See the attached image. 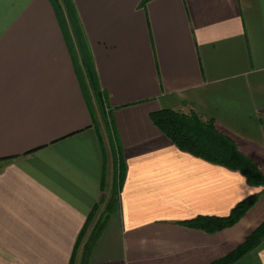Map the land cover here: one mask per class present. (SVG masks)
I'll list each match as a JSON object with an SVG mask.
<instances>
[{"label":"crops","instance_id":"obj_1","mask_svg":"<svg viewBox=\"0 0 264 264\" xmlns=\"http://www.w3.org/2000/svg\"><path fill=\"white\" fill-rule=\"evenodd\" d=\"M141 1L73 0L80 44L53 0H0V264H71L121 161L118 204L88 264H212L264 222L263 186L181 150L151 116L214 119L264 173V0ZM256 194L233 226L188 225ZM234 264H264V239Z\"/></svg>","mask_w":264,"mask_h":264},{"label":"trees","instance_id":"obj_2","mask_svg":"<svg viewBox=\"0 0 264 264\" xmlns=\"http://www.w3.org/2000/svg\"><path fill=\"white\" fill-rule=\"evenodd\" d=\"M56 9L64 14L67 25L70 26L77 36V42L81 44L80 19L75 8L73 0H53ZM150 0H142L141 5L144 6ZM83 43V41H82ZM84 71L88 79L89 85L96 95L97 101L103 105L98 90V80L96 78L94 66L89 60L84 59ZM153 122L166 134L172 142H174L181 150L202 157L208 161L222 164L228 168L241 171L246 175L248 181L252 185L264 187V173L259 166L249 157L243 154L237 147L232 138L220 132L215 124L214 119L203 120L197 113H183L177 110L166 109L160 110L152 115ZM124 176V165L121 161L118 165L113 194L106 202V210L103 211V217L97 221L95 216L100 212L105 198H102L99 204L90 214L83 233L80 235L76 244V251L72 257L71 264H88V255L91 247L97 238L101 235L105 226L106 214L114 210L118 204V191ZM260 194L248 197L240 202L231 213L226 217H198L188 223L189 226L203 229L213 233L224 228L233 226L246 214V212L255 205L259 200ZM90 231L89 238L82 247V256L77 257L86 233ZM264 239V222L256 228L246 240L238 246L234 251L224 258L212 264H234L238 259L249 251L256 248Z\"/></svg>","mask_w":264,"mask_h":264},{"label":"rangeland","instance_id":"obj_3","mask_svg":"<svg viewBox=\"0 0 264 264\" xmlns=\"http://www.w3.org/2000/svg\"><path fill=\"white\" fill-rule=\"evenodd\" d=\"M65 21H66V19H65ZM66 24H68L67 21H66ZM82 63H83V69H84V61L83 60H82ZM84 87H85V90H86L88 96L90 97V101L92 102L93 106L98 109L99 117H100V128L102 130H104V132L106 131L108 133V135H109V133L112 134V132H113L112 131L113 130L112 129V127H113L112 126V122L109 121V117H108V115L104 111V105H101L97 101L96 95L92 91V89H91V87L89 85V82H88V80L86 78L84 79Z\"/></svg>","mask_w":264,"mask_h":264}]
</instances>
